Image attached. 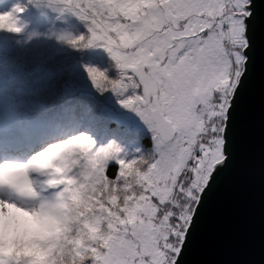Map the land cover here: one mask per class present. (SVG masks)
<instances>
[{
    "label": "snow or ice",
    "instance_id": "obj_1",
    "mask_svg": "<svg viewBox=\"0 0 264 264\" xmlns=\"http://www.w3.org/2000/svg\"><path fill=\"white\" fill-rule=\"evenodd\" d=\"M48 2L88 27V36L60 40L110 54L119 78L87 68L90 86L111 91L137 113L152 145L134 157L115 142L98 147L71 103L84 86L52 60L4 49L0 226L13 228L24 215L54 214L78 203L64 264H188L218 184L239 156H251L249 84L258 55L264 167V2ZM20 11L0 13V33L22 32L14 14ZM48 189H56L51 198L42 195ZM94 224L102 234L85 239ZM0 264L26 260L0 255Z\"/></svg>",
    "mask_w": 264,
    "mask_h": 264
},
{
    "label": "water",
    "instance_id": "obj_2",
    "mask_svg": "<svg viewBox=\"0 0 264 264\" xmlns=\"http://www.w3.org/2000/svg\"><path fill=\"white\" fill-rule=\"evenodd\" d=\"M249 91L254 118L251 156H239L233 169L218 184L189 248L188 264H264L259 55Z\"/></svg>",
    "mask_w": 264,
    "mask_h": 264
},
{
    "label": "trees",
    "instance_id": "obj_3",
    "mask_svg": "<svg viewBox=\"0 0 264 264\" xmlns=\"http://www.w3.org/2000/svg\"><path fill=\"white\" fill-rule=\"evenodd\" d=\"M16 8L22 9L20 12H14V14L18 17L20 26L24 23L25 26H21L23 32L18 34L0 33V45H5V47H0V54H3L4 49L10 47L18 55L32 56L38 60H52L65 68L69 75L74 76L77 82L84 86V91L75 95L71 103L74 106L76 118L88 128L94 140L98 141V139H102V136H104L105 140L115 138L121 140L122 138L124 141L138 142L142 147V151L147 154L148 149L152 145L149 135L138 132L123 137V134H127L125 133L126 129L124 126H119L114 121L109 123L104 119L105 116L108 117L107 112L113 109V105L119 103L118 97L111 91L101 93L90 86V80L86 72L87 68L98 69L105 72L109 78L118 79L120 71L115 66V62L105 57H99L96 52L88 51V48L75 49L54 34H48L41 41L24 39V29L29 30L27 17L33 16L31 2L27 0H0V13L14 11ZM52 27L55 26L52 25ZM81 35L88 36L89 34L84 29H81L80 33L78 35L75 33L72 38ZM11 36L15 37L14 42L10 45L5 44L4 40ZM20 41L22 43H19ZM131 91L129 90V93ZM105 124L108 128L103 133L102 128Z\"/></svg>",
    "mask_w": 264,
    "mask_h": 264
},
{
    "label": "clouds",
    "instance_id": "obj_4",
    "mask_svg": "<svg viewBox=\"0 0 264 264\" xmlns=\"http://www.w3.org/2000/svg\"><path fill=\"white\" fill-rule=\"evenodd\" d=\"M79 213L80 205L73 203L54 214L24 215L23 223L13 228L0 226V255L24 258L26 264H64L71 226L79 222ZM101 234L100 226L94 224L85 230V239Z\"/></svg>",
    "mask_w": 264,
    "mask_h": 264
},
{
    "label": "rangeland",
    "instance_id": "obj_5",
    "mask_svg": "<svg viewBox=\"0 0 264 264\" xmlns=\"http://www.w3.org/2000/svg\"><path fill=\"white\" fill-rule=\"evenodd\" d=\"M27 1L31 2L33 16L27 17V22L29 23L27 26H29V30H27L26 28L24 29V39L41 41L45 39L48 34H54L58 38L60 36L73 37L75 33H77L78 35L81 29H84L89 34L87 24L71 12H62L59 10L58 6H50L48 0ZM52 25H54L55 27H52ZM21 26H25L24 23ZM49 30L50 32H48ZM14 40L15 37L11 36L6 38L4 40V43L10 45L14 42ZM19 43L22 42L20 41ZM0 46L5 47V45ZM88 51H94L99 57H105L113 61L110 54L103 47H90L88 48ZM107 116L108 117L105 116L104 119L109 123L114 121V123H116L117 125L124 126V128L126 129L125 133L127 134H123V137L129 134L132 135L141 132L144 133V135H149L151 138L150 132L148 131L146 125H144L138 114L124 108L120 103H115V105H113V109L107 112ZM107 128L108 127L105 124L102 128L103 133L107 131ZM111 142L119 144L128 153L132 154L133 157L135 155H138L136 151L137 149L142 150V147L138 144V142L124 141L122 140V138L121 140L117 138L105 140L104 136H102V139H98V141H96V144L98 147H105ZM38 176H40V174H33L34 179ZM55 192L56 189H48L47 191L43 192L42 195L51 198L55 194Z\"/></svg>",
    "mask_w": 264,
    "mask_h": 264
}]
</instances>
